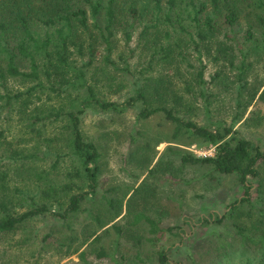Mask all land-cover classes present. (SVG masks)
Listing matches in <instances>:
<instances>
[{"label":"rangeland","instance_id":"obj_1","mask_svg":"<svg viewBox=\"0 0 264 264\" xmlns=\"http://www.w3.org/2000/svg\"><path fill=\"white\" fill-rule=\"evenodd\" d=\"M239 29L229 36L243 46L248 29L245 20ZM141 30H136L129 43L117 33L111 54L116 66L106 64V49L98 48L86 71L100 99L122 103L141 91L150 108H169L202 126L233 127L264 148V51H249L243 57L234 42L221 36L203 49L205 83L200 85L195 54L188 57L192 66L177 58L164 62L158 60L160 56L149 66L150 45L147 40L140 42ZM81 36L88 46L89 38L84 33ZM88 62L84 57L83 63ZM241 66L243 76L239 75ZM5 85L12 94L33 86L14 79ZM31 100L34 104L28 108L17 104L10 113L0 114L1 216L22 215L37 203H47L54 212L64 213L70 197L86 187L80 165L68 148L67 124L52 119L45 126L38 125V132L30 127L32 112L61 113L68 101L42 93L34 94ZM138 113L139 109L111 116L87 113L83 133L102 153L97 195L66 220L40 216L11 234H1L0 264H158L157 250L174 239L161 237L155 246L148 227L134 224L135 215L144 212L167 229L182 226L186 216L224 215L242 196L243 189L235 178H205L202 170L181 165L169 150L178 147L198 157H210L214 148L171 143L192 140L183 133L175 139L176 129L163 115L138 121ZM43 192L52 198L45 200ZM104 197L114 201V208ZM210 233V229H197L195 234L188 231L187 245L196 259L207 257L205 244ZM187 256L181 252L178 260L187 264Z\"/></svg>","mask_w":264,"mask_h":264},{"label":"trees","instance_id":"obj_2","mask_svg":"<svg viewBox=\"0 0 264 264\" xmlns=\"http://www.w3.org/2000/svg\"><path fill=\"white\" fill-rule=\"evenodd\" d=\"M242 20L248 25L243 46L236 37L229 36L239 32ZM139 28L140 42L147 40L150 45L149 66L157 56L164 62L177 58L192 66L188 57L195 54L200 65L197 78L202 85L206 68L203 49L221 36L234 42L243 57L249 51H264V0H0V114L10 113L17 104L28 108L34 104L33 95L39 93L56 94L63 102L68 101L61 113L32 112L30 127L32 132H38V125L45 126L52 119L67 124L68 148L86 184L85 189L70 197L64 213L54 212L47 203H37L22 215H0V235L11 234L36 217L66 220L81 212L83 204L98 193L102 159L98 145L85 138L84 117L90 111L111 116L139 109L138 121L161 114L175 127V139L183 133L192 140L171 143H196L215 149L214 156L198 157L186 149L170 147L181 165L198 168L211 180L235 178L243 189L242 196L226 208L224 215L186 216L182 226L163 229L144 212L135 215L134 224L148 227L154 238L150 242L155 241V246L161 237L174 239V243L157 250L158 264H186L178 260L181 252L187 253V264H264V148L233 127L202 126L177 116L169 108H150L141 91L122 103L110 102L100 99L90 85L86 70L93 64L98 48L106 49L104 62L116 66L111 54L117 33L129 43ZM82 33L90 40L86 47ZM86 56L89 62L83 63ZM242 66L238 67L240 76L245 72ZM9 79L33 86L24 93L12 94L5 85ZM43 197L52 198L47 192ZM104 199L114 208L113 200ZM197 229L212 231L205 244L207 257L201 259L192 255L186 241L188 231L195 234ZM186 246L188 249L183 251ZM206 258L210 260L204 261Z\"/></svg>","mask_w":264,"mask_h":264}]
</instances>
